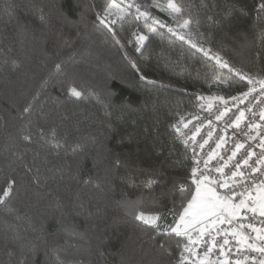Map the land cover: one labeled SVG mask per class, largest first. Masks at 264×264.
Masks as SVG:
<instances>
[{
  "label": "trees",
  "instance_id": "16d2710c",
  "mask_svg": "<svg viewBox=\"0 0 264 264\" xmlns=\"http://www.w3.org/2000/svg\"><path fill=\"white\" fill-rule=\"evenodd\" d=\"M109 1L0 0V264H182L197 185L173 124L264 81V0H134L147 17L114 23Z\"/></svg>",
  "mask_w": 264,
  "mask_h": 264
},
{
  "label": "built area",
  "instance_id": "2783aa9c",
  "mask_svg": "<svg viewBox=\"0 0 264 264\" xmlns=\"http://www.w3.org/2000/svg\"><path fill=\"white\" fill-rule=\"evenodd\" d=\"M109 21H111V23L116 21L115 15H111ZM136 36H138L137 30L133 33V37ZM136 42L138 43L137 40ZM242 76L252 85V88L247 92L249 93L247 97L242 95L236 99L224 101L219 99H212L209 101L199 100L193 110L187 112L173 124L176 135L188 148L192 162V170L193 168L198 169L197 175H199V170L204 169L203 161L207 160L209 154L212 152H215L217 155L216 159L212 160L209 164V168L213 169L211 176L219 178V180L223 182L225 177L216 173L214 168L218 167L220 163H223V161H220V157H224L226 160L231 156L232 152L235 150V144L243 143L245 148H248V145L251 144L252 148L249 150L255 151L257 154L261 151L257 146L259 137H257V140H249L245 133L251 131V134L255 135L256 131L264 132V128L252 131L246 127L249 123L264 125V121L260 120V113L264 112V89L261 88V83L254 81L248 74L242 73ZM241 111L244 112V118L240 120V127L237 128L235 126V121ZM222 113L223 115H221ZM218 116L220 119H217ZM205 141H207V143H205ZM218 143L221 145L219 148H217ZM201 145H203V147H201ZM244 158H246L245 149H240L237 156L228 162V167L224 169L225 174L230 176L229 168L238 160ZM255 159L256 157L253 156L252 160ZM197 161H200L199 165L196 163ZM249 163L251 164L252 161L250 160ZM255 177L257 182L264 179V175L261 173H256ZM213 186L223 195L227 192V189L219 188L216 185ZM238 191H243V189H239ZM254 193L255 192H253V194ZM239 198L240 197H237L233 202L238 201ZM242 214L247 215L248 219L242 221L233 220L231 224L227 221L224 223H216L209 228L212 236L216 238L218 245L222 244L225 238L229 240V244L224 245V255H220L221 249L219 246L214 248L212 253L209 254V261L206 262V264H237V262H239V264H259V261L264 259V255L249 249L246 244H237L236 240L240 238L239 236L233 237L227 234L231 231H238L251 237L248 243L253 244L255 248L264 246V241L256 239L257 234L252 232L251 229L247 227L244 229L239 228L240 223H244L245 225L252 223L257 228H264V224L261 223V221H264V217H260L257 214L255 218H253V214L251 213ZM192 239L199 241L197 244L191 245L196 255L184 251L185 245L188 244L187 242L180 254L182 264H199V260L205 249L204 240L208 239V234L205 233L203 239H200L198 235ZM210 243L211 241H209V244ZM253 257H255V260L252 259Z\"/></svg>",
  "mask_w": 264,
  "mask_h": 264
},
{
  "label": "snow or ice",
  "instance_id": "6c2138e0",
  "mask_svg": "<svg viewBox=\"0 0 264 264\" xmlns=\"http://www.w3.org/2000/svg\"><path fill=\"white\" fill-rule=\"evenodd\" d=\"M132 6L135 5H129V7ZM152 6H158L156 4V0H153ZM113 7H115V0H112V2L109 3L105 12L111 15L110 9ZM167 7L171 9L172 12H181V8L175 3V0H167ZM136 8L137 12H139V6H136ZM260 9L264 10V2L260 4ZM141 15H146V13H141ZM101 22L103 23L104 21L102 20ZM114 22L115 21H113V23ZM156 22L159 23V21ZM188 23L189 21L185 20L182 27H186ZM161 26L163 27V25ZM169 30L171 31V29ZM138 39L143 41L146 37L139 36ZM137 51H139V49H137ZM224 66L227 67V64ZM57 67H59V65H57ZM260 83L261 88L264 89V81ZM69 91L74 97L79 98L81 96V92L77 91L74 87L70 88ZM248 94L249 93H244L242 95L247 97ZM232 99L236 98L233 97ZM25 111L27 112L28 108H25ZM221 115H223V113ZM243 118L244 112L241 111L235 121V126L237 128L240 127L239 122ZM217 119H220V117L218 116ZM260 120L264 121V112L260 113ZM246 127L255 131L257 129L264 128V125L249 123ZM245 135L248 136L249 140H257V137H259L257 146L261 149V151L257 154L255 151L249 150L252 148L251 144L248 145V148H245L243 143L235 144V150L232 152L231 156H229L226 160L224 157H220V161H223V163H220L218 167L214 168L216 173L225 177L223 182H221L219 178L211 176L213 169L209 168V164L212 160L216 159L217 154L215 152L210 153L208 159L203 161L204 169L199 170V175H197L198 169L193 168V182L197 185L196 195H193L192 199L188 201L187 207L184 208L183 213L179 216V220L176 222V226L170 229L171 232L176 233L179 236L188 237V244L185 245L184 251L193 253V255H196V253L193 252L191 245L197 244L199 241L192 239L190 229L197 231L200 239L204 238L205 233L208 234V239L204 240L205 249L199 260V264H206V262L209 261V254L212 253L213 249L218 246L221 249L220 255H224V245L229 244V240L227 238L223 240L222 244H217L216 238L212 236L209 231V228L213 225L216 223H224L225 221L231 224L233 220L242 221L248 219L247 215H243L242 213H251L253 214V218H255L257 214L260 217H264V179L257 182L255 177L256 173L264 175V132L256 131V134L252 135L250 131L249 133H245ZM25 139L29 138L25 137ZM205 143H207V141H205ZM220 146L221 145L218 143L217 148ZM201 147H203V145H201ZM240 149H245L246 158L238 160L231 168H229V176L225 174L224 169L225 167H228V162L237 156ZM253 156L256 157L255 160H252ZM250 160L252 161L251 164L249 163ZM196 163L199 165L200 161H197ZM14 183V180H10L8 186L2 190L3 195H0V202H3L9 195ZM210 185H216L219 188L227 189V192L224 195H221L216 191V187H211ZM181 188H183V186H181ZM239 189H243V191H238ZM253 192L256 194L254 195ZM237 197H240L239 201L238 203H234L233 201ZM186 217H188V219H186ZM137 218L144 221L146 224L157 225V221L160 219V216H146L143 212H141ZM205 221L208 222L207 225H205ZM261 223L264 224V221H261ZM197 225H200L201 227L197 228ZM245 227L251 229L252 232L257 234L256 239L264 241V228H257L252 223H248L247 225L244 223L239 224L240 229H244ZM227 234H230L233 237L239 236L240 238L236 240L237 244H246L249 249L264 255V246L255 248L253 244L248 243L251 237H248L238 231H231ZM209 241H211L210 244ZM252 259L255 260V257ZM237 264H239V262H237ZM259 264H264V259H261Z\"/></svg>",
  "mask_w": 264,
  "mask_h": 264
},
{
  "label": "rangeland",
  "instance_id": "374dc122",
  "mask_svg": "<svg viewBox=\"0 0 264 264\" xmlns=\"http://www.w3.org/2000/svg\"><path fill=\"white\" fill-rule=\"evenodd\" d=\"M112 2V0H110L109 1V3H111ZM176 3V2H175ZM130 4H133V5H135V6H133L136 10H137V8H136V6H139L138 4H136V3H134V0H115V7H113L112 9H110V12H111V15H115V17H116V20L118 19V18H122V17H124L126 14H127V12H128V10H129V5ZM177 4V3H176ZM109 5V4H108ZM178 5V4H177ZM166 6H167V4H166ZM179 6V5H178ZM167 9L170 11V13L172 14V15H174V14H176L175 12H172L171 11V9H169L168 7H167ZM141 13H145L144 11H142L141 9H140V6H139V12H138V17L139 18H146L147 17V15H141ZM111 15H109V14H107V16H106V21L108 22V23H111V21H109V18H110V16ZM157 21V20H156ZM184 24V22H181L180 24H178V25H175V26H173V28H172V30L174 31V32H176L177 34H178V36H180V37H185V30L188 28V26H189V23H188V25L186 26V27H182V25ZM137 30V29H136ZM135 30V31H136ZM138 31V30H137ZM134 33V32H133ZM133 35V34H132ZM139 36H144V37H146L144 34H141L139 31H138V36H136V37H133L135 40H137L138 41V43L137 44H141V43H143L146 39H144L143 41H141V40H138V37ZM209 55L210 56H212L213 58H214V60L217 62V63H219V64H222V65H225L226 63H225V61L223 60V59H221L219 56H215L214 54H211V53H209ZM211 187H214L213 185H210ZM197 188V187H196ZM216 191L217 192H219L217 189H216ZM220 193V192H219ZM221 195H223L222 193H220ZM256 193H254V195H255ZM194 195H196V191H195V193H194ZM239 201V200H238ZM238 201H236V202H234V203H238ZM146 216L147 215H158V214H149V213H144ZM186 219H188V217H186ZM210 219H213V218H210ZM207 221H205V225H207ZM176 226V225H175ZM181 227H183V226H181ZM197 228H200L201 226L200 225H197L196 226ZM190 231H191V234H192V238H194L195 236H197L198 235V233H197V231H194V230H191L190 229ZM195 232V234H193Z\"/></svg>",
  "mask_w": 264,
  "mask_h": 264
}]
</instances>
